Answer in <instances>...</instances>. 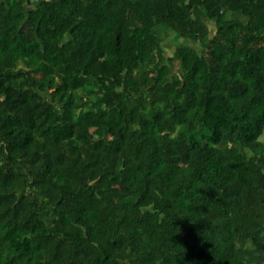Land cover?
Returning <instances> with one entry per match:
<instances>
[{
    "label": "trees",
    "instance_id": "16d2710c",
    "mask_svg": "<svg viewBox=\"0 0 264 264\" xmlns=\"http://www.w3.org/2000/svg\"><path fill=\"white\" fill-rule=\"evenodd\" d=\"M263 131L264 0H0V264H264Z\"/></svg>",
    "mask_w": 264,
    "mask_h": 264
},
{
    "label": "rangeland",
    "instance_id": "374dc122",
    "mask_svg": "<svg viewBox=\"0 0 264 264\" xmlns=\"http://www.w3.org/2000/svg\"><path fill=\"white\" fill-rule=\"evenodd\" d=\"M33 5V3H32ZM199 14H201V16H204V13L201 11H198ZM205 19V18H204ZM226 19L228 20H239V21H245V19L243 18V16L240 13H228L226 15ZM210 25H212V22H210ZM155 34L158 37L159 40V45H158V65L161 63L165 62V59L167 56H175V49L177 47V45L180 43L181 39L176 37L173 33H170V31L166 28L163 27L162 29H159L155 32ZM188 43L191 44L190 41H187ZM33 64L31 61L28 62V68H32ZM174 69L177 68V61H174ZM128 101V100H127ZM259 140L264 142V131L262 133V135L259 137ZM23 189H20L18 192L22 193ZM44 218L46 220H49L50 217H48V214L45 213Z\"/></svg>",
    "mask_w": 264,
    "mask_h": 264
}]
</instances>
